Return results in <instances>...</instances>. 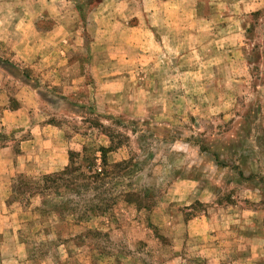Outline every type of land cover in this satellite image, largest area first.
<instances>
[{
  "label": "rangeland",
  "instance_id": "obj_1",
  "mask_svg": "<svg viewBox=\"0 0 264 264\" xmlns=\"http://www.w3.org/2000/svg\"><path fill=\"white\" fill-rule=\"evenodd\" d=\"M0 264H264V0H0Z\"/></svg>",
  "mask_w": 264,
  "mask_h": 264
},
{
  "label": "trees",
  "instance_id": "obj_2",
  "mask_svg": "<svg viewBox=\"0 0 264 264\" xmlns=\"http://www.w3.org/2000/svg\"><path fill=\"white\" fill-rule=\"evenodd\" d=\"M71 170H69V169H67L65 172H70ZM95 175H93V176H91V177H93V178H97V177H99L98 175L99 174H97V173H94Z\"/></svg>",
  "mask_w": 264,
  "mask_h": 264
}]
</instances>
